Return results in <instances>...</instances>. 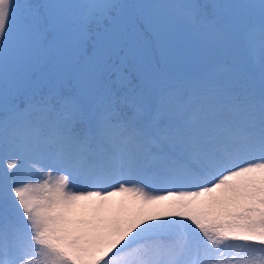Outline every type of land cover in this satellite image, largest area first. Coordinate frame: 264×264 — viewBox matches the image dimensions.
Masks as SVG:
<instances>
[{"label": "snow or ice", "instance_id": "1", "mask_svg": "<svg viewBox=\"0 0 264 264\" xmlns=\"http://www.w3.org/2000/svg\"><path fill=\"white\" fill-rule=\"evenodd\" d=\"M0 264H264V0H0Z\"/></svg>", "mask_w": 264, "mask_h": 264}, {"label": "rangeland", "instance_id": "2", "mask_svg": "<svg viewBox=\"0 0 264 264\" xmlns=\"http://www.w3.org/2000/svg\"><path fill=\"white\" fill-rule=\"evenodd\" d=\"M122 197L121 196H117V197H114L113 198V203L116 204V203H119L121 201Z\"/></svg>", "mask_w": 264, "mask_h": 264}]
</instances>
